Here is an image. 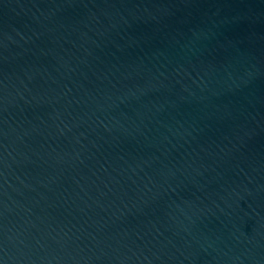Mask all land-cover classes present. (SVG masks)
Instances as JSON below:
<instances>
[{
    "label": "water",
    "instance_id": "obj_1",
    "mask_svg": "<svg viewBox=\"0 0 264 264\" xmlns=\"http://www.w3.org/2000/svg\"><path fill=\"white\" fill-rule=\"evenodd\" d=\"M0 264H264V0H0Z\"/></svg>",
    "mask_w": 264,
    "mask_h": 264
}]
</instances>
